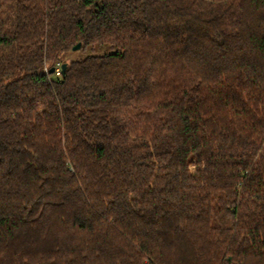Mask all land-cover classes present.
Segmentation results:
<instances>
[{
  "label": "trees",
  "instance_id": "trees-1",
  "mask_svg": "<svg viewBox=\"0 0 264 264\" xmlns=\"http://www.w3.org/2000/svg\"><path fill=\"white\" fill-rule=\"evenodd\" d=\"M0 264H264V0H0Z\"/></svg>",
  "mask_w": 264,
  "mask_h": 264
},
{
  "label": "rangeland",
  "instance_id": "rangeland-1",
  "mask_svg": "<svg viewBox=\"0 0 264 264\" xmlns=\"http://www.w3.org/2000/svg\"><path fill=\"white\" fill-rule=\"evenodd\" d=\"M109 50L110 49L107 46L104 47L96 46L94 49L72 51L69 53L68 60H79L90 55H101Z\"/></svg>",
  "mask_w": 264,
  "mask_h": 264
},
{
  "label": "water",
  "instance_id": "water-1",
  "mask_svg": "<svg viewBox=\"0 0 264 264\" xmlns=\"http://www.w3.org/2000/svg\"><path fill=\"white\" fill-rule=\"evenodd\" d=\"M80 48H81V43H78L76 46L73 47V51H77V50H79ZM66 68H67V64L64 63V64L62 65V74L65 73ZM54 71H55V68H52V69L50 70V74H53Z\"/></svg>",
  "mask_w": 264,
  "mask_h": 264
},
{
  "label": "built area",
  "instance_id": "built-area-1",
  "mask_svg": "<svg viewBox=\"0 0 264 264\" xmlns=\"http://www.w3.org/2000/svg\"><path fill=\"white\" fill-rule=\"evenodd\" d=\"M55 72H56V75H57V76H60V75L62 74V69H61V67H60V66L56 67V68H55Z\"/></svg>",
  "mask_w": 264,
  "mask_h": 264
}]
</instances>
